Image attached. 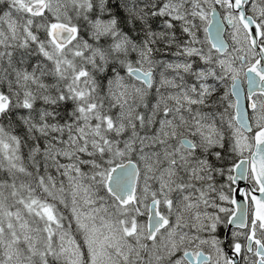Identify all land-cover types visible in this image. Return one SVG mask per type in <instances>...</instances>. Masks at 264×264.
<instances>
[{"label": "snow or ice", "instance_id": "6c2138e0", "mask_svg": "<svg viewBox=\"0 0 264 264\" xmlns=\"http://www.w3.org/2000/svg\"><path fill=\"white\" fill-rule=\"evenodd\" d=\"M0 264H264V0H0Z\"/></svg>", "mask_w": 264, "mask_h": 264}]
</instances>
